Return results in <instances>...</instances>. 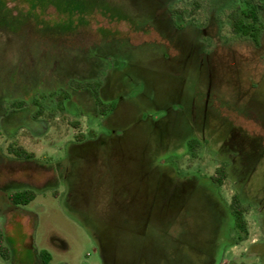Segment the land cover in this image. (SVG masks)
<instances>
[{"label":"rangeland","instance_id":"374dc122","mask_svg":"<svg viewBox=\"0 0 264 264\" xmlns=\"http://www.w3.org/2000/svg\"><path fill=\"white\" fill-rule=\"evenodd\" d=\"M78 1L67 2L77 17L48 9L49 34L1 28L0 112L27 106L13 114L11 132L72 82L100 81L105 72L97 95L111 109L101 116L92 90L74 89L65 111L75 116L44 111L46 124L18 137L35 160L0 164V230L9 249L0 264H41L43 254L49 264H264V37L258 50L228 37L224 13V37L200 69L189 37L211 17L210 0L172 8L187 29L180 37L155 31L162 16L148 0ZM216 1L228 8L238 0ZM207 34L214 41V26ZM221 164L229 176L217 187L209 177ZM16 178L36 197L13 209L2 199L17 190ZM236 192L248 237L233 246L228 206Z\"/></svg>","mask_w":264,"mask_h":264},{"label":"flooded vegetation","instance_id":"af4514ba","mask_svg":"<svg viewBox=\"0 0 264 264\" xmlns=\"http://www.w3.org/2000/svg\"><path fill=\"white\" fill-rule=\"evenodd\" d=\"M210 1H211L210 2L211 7L213 9L211 17L208 19V21H207V23H205V25L198 28V38L189 37L190 38V40H189L190 50L191 49H197V51L199 52L198 53L199 58L197 59V61H198V67H200V69L205 67V66H203L204 64H206V63L209 64V62H211V57L213 58V54L215 53V51L218 47V44L221 41V37H224L223 34L221 33L224 26L220 21V16L224 15V13H227L226 22H227V26L229 29L228 37H233V38L238 39V40L248 41L257 50L259 48H261V40H262V37H264V0H238L237 2L236 1H230V7H228V8H226L222 5H221L222 7L220 8L217 5L218 4L217 1L216 2H215V0H210ZM147 2H148V4H150L149 7L156 9V12H157L156 15L159 14L158 18L162 16V21L160 20L162 27L160 29L155 28L156 30L153 28V30H155L156 32L157 31L162 32L164 37H174V36L180 37L183 33V30L184 31L187 30L185 28V25H184L185 23H184L182 17L179 16L180 11H178V10L172 11L173 10L172 8L175 5H177L178 3H180L181 0H148ZM197 8H199V4L194 3L193 12ZM216 11H219V13H216ZM252 14L258 16V22H259V25L253 29L254 31H256L255 34H253V35L244 34L243 32H239V30H236L234 27H232L231 22L238 19V18H240L242 21L254 20V19H251L249 17ZM174 24L180 25L178 30H176L174 28ZM212 26H214V31L216 32V34L214 36V41L209 40L210 39L209 37H211V36L207 34V29L210 27L212 28ZM188 28H190V27H188ZM174 32H177L178 34H176V33L174 34ZM187 37H186V39H187ZM203 39H208L209 42L214 43L213 44L214 49L211 52H207V49L205 47L207 43H205L203 41ZM187 41H188V39H187ZM259 52H256V54H258V57L260 54ZM261 52L264 53L263 50ZM108 79H109V77L106 76V72H105L103 74V76L101 77L100 81H94V82H97L99 84V87H101V86L106 87V84L108 83L107 82ZM83 83L90 84L87 81H85ZM209 83L212 84L210 81H209ZM74 89H75L74 82H72L70 84L68 90H67V93L62 92L61 94H59L56 97V102H53L51 106L37 109L35 112H33L30 115L29 123L26 126L25 125L19 126L17 129H14L13 132H11V128H10L11 127V120H12V117L14 116L13 114L17 110H19V111L25 110V108L27 106L24 105V103L14 102V103L9 104L8 109L3 110V113L0 112L1 113L0 114V138L2 139V141H6L5 146L0 145V164L6 163L8 161L14 162L16 164L34 162V160H35L34 152L27 151L24 147H22L21 145H18L16 140L18 139L19 136L23 135L24 131L31 130L32 125H38L40 127H43L44 124H46L44 119L42 118L44 111H48L49 114H55V113L57 114L60 112L61 113L66 112V113L70 114L69 111L68 112L65 111V108L70 109V107L72 106L73 100L71 99L69 92L71 90H74ZM64 95L66 96L65 98H63ZM60 98H63V100H64L62 103L59 102ZM32 104L34 106H36L37 101L34 99ZM70 115L75 116V114H70ZM101 116H103V115H101ZM31 131L34 134V132H33L34 130H31ZM37 133L38 134H35V135L38 137H41V136H44L47 134V132H37ZM8 135H10V136H8ZM85 141H86V139H85ZM85 141L83 140L81 142H78L77 144L82 145L85 143ZM69 143H74V142L70 141ZM12 145H14L16 148L22 147L27 152L33 153L34 154L33 158L25 159L21 156H18L14 151H12ZM8 159H10V160H8ZM14 180L15 181L13 182V186H14L13 188H15L17 190H13V191L5 193L2 201L9 208L11 207L13 209L14 208L16 209V207L22 206V205L16 204V202L13 200L12 195L15 193L28 191L29 189L22 188L23 185L21 182L17 181V178ZM29 191H31V190H29ZM54 195H56V194H54ZM0 231L4 234L3 228ZM41 264H44L43 259H41Z\"/></svg>","mask_w":264,"mask_h":264},{"label":"trees","instance_id":"16d2710c","mask_svg":"<svg viewBox=\"0 0 264 264\" xmlns=\"http://www.w3.org/2000/svg\"><path fill=\"white\" fill-rule=\"evenodd\" d=\"M69 1V0H68ZM67 0H6L3 6H0V32L4 31L1 28H5L9 26V34H20L22 30L26 32V35L34 30H40L42 34H49L52 32V27L48 23V18L50 15L47 14L49 8H53L55 10V14H60L67 12L69 16H78L79 12L75 9L70 8L67 3ZM78 3L79 1L76 0ZM76 2V3H77ZM12 3L13 7H8V4ZM70 9V10H69ZM37 15V16H36ZM250 21H242L240 18L231 22L232 27L239 32H243L244 34L253 35L256 33L253 29L259 25L258 16L252 14L249 16ZM5 26V27H3ZM5 33V32H4ZM74 87L76 90L83 89H91L93 100L99 110V114L104 115L110 109L111 106H105L102 104L97 95V88H99V84L97 82H93L90 84L85 83H74ZM66 96L64 95L63 98ZM60 98L59 102L62 103L64 100ZM95 133L91 130L89 132V138H94ZM77 140H84V136L78 135ZM198 144L196 142H192L190 144V154L194 157V151L197 148ZM12 151H14L18 156H21L25 159L33 158L34 154L27 152L22 147H15L12 145ZM229 176L228 166L226 164H221L214 172V174L209 177L211 183L217 187H222L223 181L227 179ZM242 194L240 192H236L229 203V210L234 220V232L235 239L233 241V246L238 245L239 243L245 241L248 237V228L247 222L245 219L246 210L244 208V202L241 199ZM13 200L16 204L25 206L31 203L36 195L33 191H24L15 193L12 195ZM5 236L0 231V256L3 260H9V249L5 246ZM43 263L49 264L51 258L49 254L42 255Z\"/></svg>","mask_w":264,"mask_h":264}]
</instances>
